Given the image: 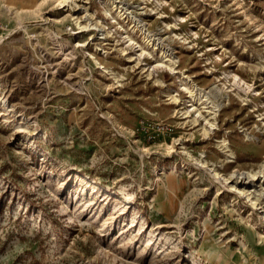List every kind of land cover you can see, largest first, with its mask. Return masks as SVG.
<instances>
[{
	"label": "rangeland",
	"instance_id": "1",
	"mask_svg": "<svg viewBox=\"0 0 264 264\" xmlns=\"http://www.w3.org/2000/svg\"><path fill=\"white\" fill-rule=\"evenodd\" d=\"M263 162L264 0H0V264H264Z\"/></svg>",
	"mask_w": 264,
	"mask_h": 264
},
{
	"label": "bare ground",
	"instance_id": "2",
	"mask_svg": "<svg viewBox=\"0 0 264 264\" xmlns=\"http://www.w3.org/2000/svg\"><path fill=\"white\" fill-rule=\"evenodd\" d=\"M158 65L161 66L160 63ZM215 106H217V105H215ZM218 107H220V106H218ZM215 110H216V108H215ZM208 122L210 123V126L214 127V122H211V121H208ZM263 169H264V162L262 165V169L260 170L261 173L263 172L262 171ZM213 174H214V177L216 179H218V180L220 179L221 175L218 171L214 170ZM257 174H258L257 171H248V172L234 171L233 174L230 176V178H232V180H235L236 184H239L240 182H244L243 184L246 185L248 183V181L255 180L259 176V175L257 176ZM234 188L243 194L245 193L244 189H246V187L242 188V187H239L238 185H235ZM251 202H252L253 206L256 204V201L252 200V198H251Z\"/></svg>",
	"mask_w": 264,
	"mask_h": 264
},
{
	"label": "built area",
	"instance_id": "3",
	"mask_svg": "<svg viewBox=\"0 0 264 264\" xmlns=\"http://www.w3.org/2000/svg\"><path fill=\"white\" fill-rule=\"evenodd\" d=\"M141 124L149 140H154L161 137L166 138L171 132L170 125L165 122L153 123L149 120H144Z\"/></svg>",
	"mask_w": 264,
	"mask_h": 264
}]
</instances>
